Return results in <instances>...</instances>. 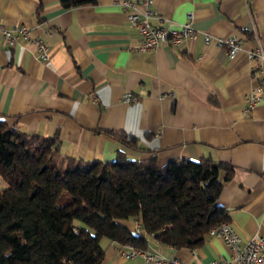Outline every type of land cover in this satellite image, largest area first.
<instances>
[{"label":"crops","instance_id":"0c3cea01","mask_svg":"<svg viewBox=\"0 0 264 264\" xmlns=\"http://www.w3.org/2000/svg\"><path fill=\"white\" fill-rule=\"evenodd\" d=\"M119 2L64 7L60 0H0L6 25L25 24L48 46V57L40 59L30 41L18 34L9 44L0 29V118L57 134L63 154L85 159L114 160L122 149L142 159L156 154L159 164L204 157L229 162L234 173L217 202L241 238L264 234V98L247 109L260 81L247 52L264 47V0H154L156 12L148 17L154 24L191 21L213 36L236 32L242 47L234 57L203 34L142 49V33ZM127 90L138 99L123 101ZM104 129L126 131L137 143ZM6 185L0 173V186ZM122 222L141 231L135 218ZM147 236L145 249L158 255L200 262L231 255L219 236L207 234L195 251ZM102 243L101 264H145L142 254L123 256V242L104 237Z\"/></svg>","mask_w":264,"mask_h":264},{"label":"trees","instance_id":"16d2710c","mask_svg":"<svg viewBox=\"0 0 264 264\" xmlns=\"http://www.w3.org/2000/svg\"><path fill=\"white\" fill-rule=\"evenodd\" d=\"M95 0H60L64 7ZM134 146L137 137L104 129ZM57 134L11 126L0 118V264H101L102 238L145 249L147 233L176 247H196L212 225L229 220L217 202L234 166L210 157L114 160L63 154ZM224 173V176H222ZM141 223L132 233L123 219Z\"/></svg>","mask_w":264,"mask_h":264},{"label":"built area","instance_id":"2783aa9c","mask_svg":"<svg viewBox=\"0 0 264 264\" xmlns=\"http://www.w3.org/2000/svg\"><path fill=\"white\" fill-rule=\"evenodd\" d=\"M127 10L128 18L135 24L142 33V39L138 47L142 49L156 48L161 44L181 45L188 37L198 38L203 34L206 41L215 39L217 44L226 48L230 57L236 56L241 50L242 41L236 33L228 35L213 36L209 32L197 28L191 21L181 22L175 27H166L161 24L152 23L148 17L156 12L152 7L154 0H120L119 2ZM158 17H162L158 14ZM0 29L4 33L9 44H13L19 35L30 41L36 48L37 56L40 59L48 57V46L44 39L35 34L25 24H15L12 27L6 25L0 14ZM248 57L251 60V73L258 75L260 81L248 96L250 109L254 104L264 98V47L261 43L248 50ZM138 95L132 90H127L123 95V101L133 102ZM141 228V223H137ZM209 235L219 236L225 240L231 250L230 256H221L206 262L199 260L188 261L181 257L158 255L154 252L138 247L134 243H124L120 246V253L125 257L142 254L145 257V264H259L264 263V234L255 233L247 239L235 231L229 220H222L212 225L208 231ZM193 251H195V248Z\"/></svg>","mask_w":264,"mask_h":264},{"label":"water","instance_id":"95a60500","mask_svg":"<svg viewBox=\"0 0 264 264\" xmlns=\"http://www.w3.org/2000/svg\"><path fill=\"white\" fill-rule=\"evenodd\" d=\"M132 233H134V234H139V232L137 231V230H132Z\"/></svg>","mask_w":264,"mask_h":264}]
</instances>
